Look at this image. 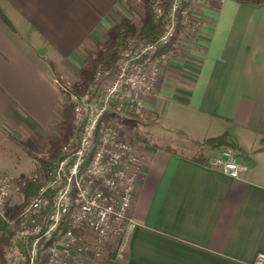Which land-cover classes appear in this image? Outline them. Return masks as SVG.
Listing matches in <instances>:
<instances>
[{"label":"crops","instance_id":"0c3cea01","mask_svg":"<svg viewBox=\"0 0 264 264\" xmlns=\"http://www.w3.org/2000/svg\"><path fill=\"white\" fill-rule=\"evenodd\" d=\"M0 10V172L12 173L31 164L25 140L44 146L55 133L60 79L77 75L83 50L128 10L123 0H0ZM202 24L173 51L145 117L190 142L230 133L244 171L229 178L192 160L196 148L182 154L147 143L153 134L145 130L136 228L122 260L110 242L96 264H253L264 254V4L206 5Z\"/></svg>","mask_w":264,"mask_h":264},{"label":"built area","instance_id":"2783aa9c","mask_svg":"<svg viewBox=\"0 0 264 264\" xmlns=\"http://www.w3.org/2000/svg\"><path fill=\"white\" fill-rule=\"evenodd\" d=\"M224 1L170 0L165 13L155 8L154 17L163 26L155 42L129 40L113 70L108 72L101 67L83 94L62 88L72 106L74 135L44 171L35 170L27 177L15 179L22 195L30 185H43L27 199L17 216L18 230L11 236L5 256L7 264H24V240L38 219L40 227L33 231L34 239L27 249L29 264H35L40 240L55 234L60 237L49 248L46 264H69L82 255L101 260L110 242L114 243L116 258L122 260L126 240L136 228L131 210L142 173L139 143L130 138L125 128L143 114L145 99L162 79L174 51L172 42L178 26L197 34L202 28L204 7ZM169 45L173 49L162 52ZM208 167L219 169L232 179L244 171L229 149L210 158ZM12 180L0 176V219L5 224L9 223L6 206ZM61 227L66 228L62 234ZM253 264H264V254H257Z\"/></svg>","mask_w":264,"mask_h":264},{"label":"trees","instance_id":"16d2710c","mask_svg":"<svg viewBox=\"0 0 264 264\" xmlns=\"http://www.w3.org/2000/svg\"><path fill=\"white\" fill-rule=\"evenodd\" d=\"M239 4L250 5V6H259L264 4V0H235ZM144 7V17L142 20L141 27L139 29L135 28V25L130 22L128 19H120L113 26H111L107 32L104 34V38L102 42L98 43L95 47L98 49L94 51H90L87 53L88 57L91 58L90 62L84 63L81 69L78 72L77 80L72 84V86L68 87V92L74 93L76 95L83 94L88 86L93 82L95 68L100 65L106 71L111 72L114 68V65L117 59L121 56V49H124L129 40L134 39L137 41H147V42H155L163 32V26L161 20H156L154 17V9L161 8L162 12L165 13L168 6L170 5V0H142ZM0 19L3 22H7L5 16L0 10ZM178 30L183 31V27L181 25L178 26ZM172 47L169 45L168 47L162 48V52H167L171 50ZM93 56V58L91 57ZM66 97V94H65ZM67 101V100H66ZM71 104L65 102L63 104L62 110V122L60 124V128H62L63 134L59 140L53 142L52 145V153L48 160H43L39 164V168L41 171H44L48 165H50L54 160H56L59 156L58 147L60 140L64 139L68 135L74 134V127L72 125V121H70V108ZM192 144L196 148V152L191 157L192 160L201 163L204 166H208V159L204 156V151L211 150L216 151L220 149H229L236 156H239V146L237 141L230 133H223L217 137L208 138L201 142L192 141ZM43 182L38 184L30 185L26 191V200L39 191ZM22 205L18 207H14L8 211V215L10 219L15 220L21 211ZM7 225L0 219V231L6 233L9 237L12 235L10 230L6 229ZM65 227H61V234L65 232ZM60 234V235H61ZM59 235H54L50 239L42 238L39 243V252L36 257V264H46L48 259V250L51 248L59 239ZM34 237H29L26 241V245L22 247V252L24 254L25 262L24 264H29V258L27 254V249L30 248ZM3 244H8V237L0 238V255H1V247ZM41 252L42 255H41ZM40 255V256H39ZM39 256V257H38ZM0 264H5V262L1 259Z\"/></svg>","mask_w":264,"mask_h":264},{"label":"rangeland","instance_id":"374dc122","mask_svg":"<svg viewBox=\"0 0 264 264\" xmlns=\"http://www.w3.org/2000/svg\"><path fill=\"white\" fill-rule=\"evenodd\" d=\"M123 1H124V5L126 6L128 12L125 13L126 16H125V18H122V19H128L130 22H132L135 25L136 29H139L141 27L142 20L144 17V7H143L142 0H123ZM190 24H193V21H191ZM190 24H188V26ZM201 24H202V20H201ZM197 34H193V32L188 31L185 28H183V31H180L177 29L176 38L172 42V46L174 47V51L177 53V51H181L182 48L185 49L184 47L187 46L188 40L194 39L197 36ZM96 49H98V48L93 47L91 49L83 50V54H82L83 58H84L83 64L88 63L91 60V58L88 57L87 53L90 51H94ZM175 52L171 53L170 56L174 57ZM91 57L93 58V56H91ZM53 68H54L55 72H57L56 67H53ZM100 68H101L100 65L96 66L95 74ZM77 78H78V73H77V75H75V73H73V74L71 73L69 75V77L60 79V85L65 90H68V87L72 86V84L77 80ZM63 98H64L63 99V104H64L65 102H67L66 97H65V93H63ZM69 109H70V121H72V106ZM62 110H63V105L61 107L60 114H58V117L54 122V132L55 133L52 135V137H50V140L46 145L40 146V145H36L35 143H33L29 140H25V142L22 146V149L24 152V156L27 157V160H32L31 164L28 163V165L24 169H22V170L16 169L17 171H12V173L0 172V176H7V177L13 178V180L11 181L12 182L11 183L12 189L10 191L9 199H8L7 206H6V213H7L6 217H7L8 222H9V223H6V225H7L6 229L10 230L12 232V235L16 234V232L18 230L17 225L15 223L17 218L15 220L10 219V217L8 215V211L11 210L12 208L16 207V206L18 207L19 205H22L23 203L27 202L25 195H26V191L28 189L27 188V189L23 190V195H22V193H20L22 189L20 191H18L16 189L18 187V181H16L15 179L20 178V177H27L35 170L41 171V169L39 168V164L43 160L49 159L50 154L52 153V150H53L52 149L53 142L56 140H59L61 138V135L63 134L64 130H62V128H60V124L62 122V113H63ZM127 125H128V127L125 129L129 130L130 138L134 139L138 143H139L140 138L144 139V138H142L143 134H144L143 132L150 130L149 132H152L153 136L151 139H149V138L144 139V140H146L147 143H151L152 141H155L160 145H168L169 147L174 148L176 151L181 152L182 154H190L189 148L195 149V146L192 144V142L186 141L185 138L179 136L177 133H171V132L166 131L165 129H163L161 127L162 124L159 125L155 122L154 118H150V117L146 118L144 111L140 117L134 118L133 120L128 122ZM145 125L147 126V129L144 128ZM73 135L74 134L68 135L64 139L60 140V142L58 144L59 145L58 152H60L61 148L67 142H69V140L73 137ZM221 150H223V149H221ZM33 161H35V162H33ZM32 164H34L35 166L32 167ZM19 173H22V175H18ZM40 222H41V219H38L34 222V224L32 226L29 227V230H28L29 235L24 241H27V239L29 237H31L33 231L36 228L40 227ZM0 233H1L0 238L2 236L6 237V238L8 237V244L2 245L1 255H0V262L2 259L5 262V264H7L5 256H6V253L8 252V250L10 248V240H11L12 235L9 237L6 233H3L2 231H0ZM42 253L43 252H41V255H42ZM73 260L79 261L80 264L87 263V262H88L87 264H96L97 262H100V261H95L94 259H92L90 256H87V255L86 256H84V255L79 256V258H74ZM73 260H70L71 264H73Z\"/></svg>","mask_w":264,"mask_h":264}]
</instances>
